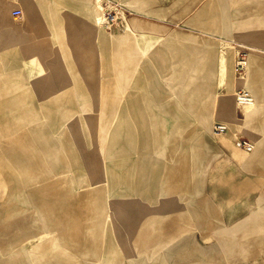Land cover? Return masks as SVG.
I'll list each match as a JSON object with an SVG mask.
<instances>
[{
	"label": "rangeland",
	"instance_id": "1",
	"mask_svg": "<svg viewBox=\"0 0 264 264\" xmlns=\"http://www.w3.org/2000/svg\"><path fill=\"white\" fill-rule=\"evenodd\" d=\"M95 1L3 0L7 11L0 8V259L100 264L91 259L107 258L110 220L125 243L114 264H263L264 103L244 113L238 94L252 90L236 85V118L227 120L214 101L227 92L222 51L232 50L237 77L247 78L240 62L249 54L264 56L255 15L264 7L228 0L229 18L219 1L192 18L205 0H168L161 20L133 13L143 0ZM107 11L115 15L112 27L102 24ZM104 36L110 44L99 41ZM55 60L62 78L52 70ZM111 83L112 92L102 89ZM126 114L128 136L118 127ZM243 141L252 148L238 145ZM252 149L258 152L249 162L237 160L236 152L249 157ZM117 159L126 167L119 178L111 174ZM61 175L58 197L42 201L39 189ZM247 179L254 181L243 185ZM100 181L97 198L86 194ZM240 187L254 190L226 191ZM183 208L193 221L180 238L166 242L175 232L168 223L160 237L138 233L145 215ZM205 220L215 236L207 243L199 238Z\"/></svg>",
	"mask_w": 264,
	"mask_h": 264
},
{
	"label": "bare ground",
	"instance_id": "2",
	"mask_svg": "<svg viewBox=\"0 0 264 264\" xmlns=\"http://www.w3.org/2000/svg\"><path fill=\"white\" fill-rule=\"evenodd\" d=\"M94 2H96V1L94 0ZM216 4H217V0H205L202 3V5L197 9L196 13L192 16V18H196L198 16L204 17V16L208 15L214 9ZM2 5L4 6L5 11H7V9H6V8H8L7 4L5 2L3 3V0H0V8L2 7ZM25 5H24L25 6L24 8H26V9L30 8L29 5H27V4H25ZM99 7H100V5H99ZM30 14H32V13H30ZM32 16H34V15L32 14ZM141 20H142V18H141ZM95 28L98 29L97 25L95 26ZM165 29H163V30H165ZM3 32L5 34H10L11 30L6 27L3 30ZM99 41L101 43L105 44V45L106 44H110V42H111L108 39V37H106V36L102 37V39L100 38ZM232 58H233L232 50L228 49V48L225 49L224 51H222V53H220L218 55L219 75L221 76V80L225 83V85L227 87V92L225 94H223L222 96H219V98L221 97L223 99L222 102L220 101V99L218 100V97L214 101L215 106L220 104V106L217 107V110L227 120H233V119L236 118V116H235L236 115V105H235V101H233V96L234 95L232 96V93H231V89L234 86H236V85H242V84L248 85L251 88L252 93H255L257 95V98H258V100L255 101V99L253 97V94L252 93L250 94V93H247V92H246L247 93L246 96L243 95L240 98H238L239 103L242 106V111L244 113H247V112L253 110L255 105L259 101H262L264 103V98L262 97L264 95V56H261L258 53L253 52V53L248 55V57L246 58L245 61H243V62L241 61L240 62L243 65V68L246 69L247 78L245 76L237 77V76L234 75V67L235 66L233 67ZM85 61H86V59H85ZM87 61H89V60H87ZM30 63H32V62H30ZM57 63L58 62L56 60L51 63L52 64V70L54 71V73H56L59 76V78H62L63 77V70L60 67V65H58ZM86 63H88V62H86ZM259 75H261L262 77H260V79L258 80ZM89 76H91L93 78L94 74L91 75V73L89 72ZM261 79H262V81H261ZM108 85H110V86H108ZM108 85L107 86H103L102 89L106 90L107 92H112L113 89H114L113 88L114 84L111 83V84H108ZM146 94H148V93H146ZM116 101L118 103H120L118 100H116ZM116 101L114 102L115 106H116ZM230 101L233 102V104L229 105ZM142 102H144V100ZM113 117H115V115ZM112 121H111V123H112ZM127 121H128V123H126ZM188 121H190V120H188ZM122 122L123 123H121V126L118 125V127L122 128V129L128 128L129 129L128 130L129 132L127 134V136H128L130 131H131V124L129 122L127 114L123 116ZM11 123H14V122L12 121ZM78 130H79V128H78ZM155 131H156V129H155ZM119 132L120 131L118 129L117 133H119ZM178 132H180V131H177V133ZM228 132H229V130L227 131V133ZM225 136H226V134L219 135L218 136V140L220 142H224L225 141V138H224ZM63 139H64L65 142H69L70 139H71L70 133L64 132ZM103 149H104V147H103ZM252 151H253V149H252ZM257 152H258L257 149L254 150L249 155V157H244V155H238L239 152H236L235 155H236L238 161L249 162L251 157L255 156L257 154ZM124 155H126V151L125 152L124 151H118L117 157L120 158V157H122ZM122 163H123V161L121 159H117V164L113 167V172H111L112 176L119 178L120 175L121 176L125 175V170L123 172L121 169L126 168V167H125V165H122ZM98 165L100 166V169H101L100 163H98ZM105 165H108L107 162H106ZM115 168H117L116 171H115ZM104 174L107 176L108 180H110V178H109L110 174H109V170L108 169L105 170ZM247 177L251 178V179L253 178L254 180L257 179L255 182H253V184L255 186H257V181L260 179V177L258 175L247 176ZM232 180L233 179H231L230 182H228L227 186H229L231 184ZM254 180H252V181H254ZM48 181L39 189V194H40V198H41L42 201L54 200L56 197H58V195L60 193L59 190L61 189L62 183L65 182V178H64L63 175H61V176H57L51 182H48ZM252 181L251 180L248 181V179L244 180L243 181V185H249ZM104 184L105 183L103 181L102 182L100 181V183H98L96 186L91 187V188H87L86 189L87 190L86 194L89 195V194L93 193V195H95L96 198H97L98 195L101 194V192L103 191ZM213 185H215V184H213ZM246 189L247 188L240 187L239 189L233 188V190H229V188H226V191L229 192L230 195H232V197H235V196H238V194H232L231 191H233V192L237 191V190L238 191L239 190L242 191V190H246ZM210 190L213 191L214 194L218 193L220 191L219 188H210ZM247 190H251L253 192L254 189H247ZM256 190L258 191L257 188H256ZM192 221H193V215L190 214L188 212V210L185 209V208L179 209V210H175V211H171V212H168V213H149V214L145 215L143 217V219L141 220L138 233L140 231H142V230L145 231L146 240H149V239H151L153 237L154 238L160 237L161 236V232L165 231V229L162 231V229L164 227V224L168 223L167 228L171 229V227H172V229H174L175 232H176V233L174 232V234L171 235L166 241V242H168V241L172 242V241L180 238L182 235H184L185 232H188V231L192 230L191 228H189V225L191 224L190 222H192ZM108 222H109V224L110 223L111 224H110V227H107V234L111 235V240H110V242L107 245V249H108V252L106 253L107 258L106 259H101L100 257L92 258L91 260L93 262H95V263L98 260H102L100 264H114L115 256L118 255V254L123 253V250L125 249V243L120 241V240H118L119 236L116 235L117 229L113 226V224H112L113 221L110 222V220H108ZM170 223H173L174 225L172 224L173 226H171ZM204 223H205L207 228L204 229V230H199V238L203 242L207 243V242H210L211 240H213L215 238V236H214V234L212 232V222L210 220H205ZM193 230H194V228H193ZM53 236H55V235H53ZM9 263L16 264V263H20V262L18 260H16V259H12V260H9V258L8 259H5V258L0 259V264H9Z\"/></svg>",
	"mask_w": 264,
	"mask_h": 264
},
{
	"label": "crops",
	"instance_id": "3",
	"mask_svg": "<svg viewBox=\"0 0 264 264\" xmlns=\"http://www.w3.org/2000/svg\"><path fill=\"white\" fill-rule=\"evenodd\" d=\"M219 1H220V7L222 9L221 13L224 15H227V16H229V18H231L232 12L234 9L229 5L228 0H217V2H219ZM168 3H169L168 0H143V2H140L131 8L133 10V13H135L136 15H140L143 17H152V16L157 17L158 16L160 18H157V19L162 20V18H165L169 14L168 13ZM259 7H264V0H256V9L259 10ZM129 10H131V9L129 8ZM255 15L257 16L256 32H257V34L260 31L263 32V34L261 36L260 35L256 36V43H263L262 48L264 50V21L259 20L262 16H264V12L261 13V15H260L259 11H257V13ZM229 22L231 23V19H229ZM203 26L205 28H207L206 24H204ZM260 28H261V30H260ZM190 29L197 30V31H199V30L203 31V30H201L203 28H196L194 26H191ZM205 31L207 32V30H204V32ZM208 31H209V29H208ZM227 31L231 32L232 31L231 27L230 28H228V27L220 28V32H222V33H225ZM241 31H242V29H241ZM246 43H250V42H246Z\"/></svg>",
	"mask_w": 264,
	"mask_h": 264
},
{
	"label": "built area",
	"instance_id": "4",
	"mask_svg": "<svg viewBox=\"0 0 264 264\" xmlns=\"http://www.w3.org/2000/svg\"><path fill=\"white\" fill-rule=\"evenodd\" d=\"M114 12H111V11H107L106 13L103 14V20H102V24L106 27H112L114 24H115V15H113ZM243 95H247L246 92H243V93H239L238 94V98H240L241 96ZM244 145L246 146V149H251L252 148V145L250 143H247L245 141H243L242 143H238V145Z\"/></svg>",
	"mask_w": 264,
	"mask_h": 264
}]
</instances>
